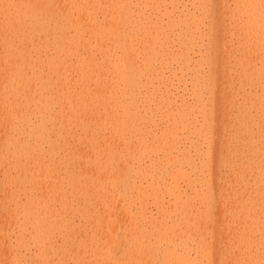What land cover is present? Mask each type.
Here are the masks:
<instances>
[{
    "label": "bare ground",
    "instance_id": "1",
    "mask_svg": "<svg viewBox=\"0 0 264 264\" xmlns=\"http://www.w3.org/2000/svg\"><path fill=\"white\" fill-rule=\"evenodd\" d=\"M0 264H264V0H0Z\"/></svg>",
    "mask_w": 264,
    "mask_h": 264
}]
</instances>
